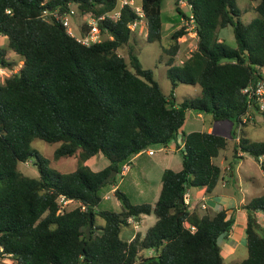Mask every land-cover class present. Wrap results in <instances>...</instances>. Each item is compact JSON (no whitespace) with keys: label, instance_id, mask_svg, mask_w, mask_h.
<instances>
[{"label":"trees","instance_id":"trees-1","mask_svg":"<svg viewBox=\"0 0 264 264\" xmlns=\"http://www.w3.org/2000/svg\"><path fill=\"white\" fill-rule=\"evenodd\" d=\"M117 1L0 0V33L7 38L6 46L0 45V65H12L8 50L22 59L20 67L0 81V245L14 258L0 264H264V222L259 230L255 218L256 211L264 213V192L243 205L247 254L231 263L224 260L218 242L233 230L230 207L211 214L200 212L197 203L190 207L179 200L190 187L209 192L221 179V165L213 158L227 146L223 134L184 133L181 168L165 170L154 203L132 202L117 186L120 209L98 208L101 187L116 184V174L102 182L110 170L118 173L134 154L174 140L187 109L209 113L215 121L232 120L233 139L239 123L245 122L243 116L260 113L264 122V113L249 107L242 91L264 65V0H253L257 16L248 22L241 19L237 0H187L195 46L176 62L178 38L186 30L180 26L171 31L170 43L163 47L168 53L165 72L174 85L198 84L200 93L178 102L172 92H163L133 46L127 60L118 52L133 37L129 23L138 15L125 4L118 17L98 18ZM139 1L146 40L161 42L162 0ZM71 4L80 15L97 18L99 41L81 43L60 20L41 16L44 7L63 13ZM175 8L185 14L177 0ZM228 25L234 45L220 38V30ZM88 28L83 22L81 34ZM36 137L58 141L54 157L75 155L77 166L67 172L50 167L49 159L31 145ZM232 149L236 157L243 156L239 151L254 157L264 171V139L253 140L241 131ZM98 152L108 164L93 170L84 161ZM29 159L37 166V176L17 166ZM60 194L71 199L62 212ZM149 213L155 220L143 234L136 232L129 240L120 236L130 217ZM96 216L103 223L97 224ZM146 248L153 253L141 254Z\"/></svg>","mask_w":264,"mask_h":264},{"label":"rangeland","instance_id":"rangeland-1","mask_svg":"<svg viewBox=\"0 0 264 264\" xmlns=\"http://www.w3.org/2000/svg\"><path fill=\"white\" fill-rule=\"evenodd\" d=\"M237 4L242 9L241 19L245 22H248L253 17L257 16V12L253 9V0H237ZM177 5L180 7V9H183L182 11L188 13L189 7L185 3H180L177 0ZM71 6L75 9L74 13L68 14L69 19V28L71 29L72 33L75 35H78L81 33L80 31V22L84 19L82 17L77 9L75 8L74 4H71ZM161 17L162 21L164 23V31L162 35L161 42L159 41H148L146 40V28L144 26V22L141 21L139 23L140 31L135 34V31L133 32V35L135 34L134 39H130L129 43L123 44L118 48V52L127 57V51L130 46H133V49L141 62V64L144 67L151 68L154 74V77L159 82V85L163 92L166 95H169L168 93L172 92V98L178 102L184 98L188 97H194L200 93V87L198 84H188L184 82H177L176 85H174L169 78L166 76V64L165 60L168 57V53L163 49V47L167 46L170 43V33L174 29L181 26V14L176 10L175 8V0H162L161 2ZM174 23L168 25V23ZM220 36H223L225 41L230 44L234 45V37L231 31L230 25L224 27L220 30ZM178 41L181 42V49L178 51V54L176 56V62L179 61V59H183L184 55L194 47L196 38L193 34L190 33H184L182 36L178 38ZM7 44V38H4L0 36V45L6 46ZM8 59L12 61V67L6 66V73H0V81L2 79L9 75L12 70H17L19 66L22 64V59L13 53H10L8 55ZM196 124L194 125L195 128L201 127V121L198 119L195 120ZM186 123V124H185ZM182 128L188 129L191 127L190 123L191 120L188 118L186 120ZM188 123V124H187ZM207 124H205L206 126ZM234 122L232 120L223 119L215 122V128L214 131L218 133H223L225 136H227V146L219 152V154L213 158V160L220 164L222 167L230 165L232 169L234 170L233 176L227 175L226 178L229 180L228 186H231L234 190L238 192V196L240 195L239 189L243 188L245 191V199L249 198L250 196L259 195L262 192H264V173L260 171V164L259 162L252 157L251 155L245 153L242 157H236L233 154V145H234V139L231 135V130L233 128ZM243 127V128H242ZM243 133L248 136L249 138L253 140H263L264 139V122L262 121V116L260 113H256V117L254 115L248 116L246 118L244 124L241 126ZM240 131V133H241ZM59 142H48L41 138H33L31 141V145L36 148L43 156L49 159V166L52 168H55L61 172H67L72 169H74L77 166V157L75 155L71 156H60L58 158L54 157V149L58 146ZM153 148H156V146H151ZM180 153V152H179ZM178 151L176 152L177 155H180ZM136 164L135 168V174L132 177L125 176L123 181L121 182L120 189L124 191L129 199L131 201L133 200H142L145 196H149L148 193H144L145 191V185L144 180L142 182V172L140 167H148L150 163V159L140 156L136 160H134ZM108 162V159L100 152L90 156L84 161V164L89 166L93 170L101 169L105 166V164ZM133 164V161H131L129 164ZM18 168L30 175V176H37L38 175V169L36 164H34L32 159L28 160V163L19 162ZM154 167H157L154 165ZM147 178L151 177L152 175L150 173H147L145 175ZM120 175L116 176V182L120 179ZM153 184V183H152ZM109 188V183L103 185L100 189V194H103V192L107 191ZM196 189L197 186L191 187ZM216 189H221V181L216 184ZM110 198L109 199H103L101 198V201L98 205V208H104V209H113L118 210L120 209V202L118 198L116 197L114 192L109 193ZM142 195V196H140ZM150 197H145V202L149 201ZM154 203V202H153ZM75 203H71L70 205H73ZM204 210V209H202ZM211 212V211H210ZM245 212V210H244ZM154 215V214H153ZM155 217V215H154ZM241 217V216H240ZM256 222L259 224V230H262L263 222H264V213L259 210V212L255 215ZM149 219V218H148ZM96 220H99L103 222V219L100 216H96ZM241 220V219H240ZM239 216L236 217V224L240 225ZM131 226L123 225L122 230H129ZM141 230H144V227H140ZM234 232H238L237 229H234ZM233 232V231H232ZM242 236L236 238L237 245L235 246L234 250L228 251V249L225 247L223 242H227L226 236L220 237L219 236V242L221 243V249L223 258L227 263H231L237 260H240L241 258L245 257L247 254V247L244 242L243 233ZM225 238V239H224ZM223 241V242H222ZM223 243V244H222ZM143 253L147 254L148 249H143Z\"/></svg>","mask_w":264,"mask_h":264},{"label":"crops","instance_id":"crops-1","mask_svg":"<svg viewBox=\"0 0 264 264\" xmlns=\"http://www.w3.org/2000/svg\"><path fill=\"white\" fill-rule=\"evenodd\" d=\"M83 21H84V19L80 22V25H79L80 28H81V25L83 24ZM170 24H171V22L168 23V25H170ZM172 24H174V23H172ZM135 30H136L135 34L138 33L140 31V26L138 25ZM135 34L133 35L132 39L135 38ZM0 36L6 38V35H4V34L0 33ZM220 38H223V36H220ZM180 49H181V47H180ZM10 53L15 54L13 51L8 50L6 53V56L8 57V55ZM15 55H17V54H15ZM7 66L9 68L10 67L13 68V65H7ZM188 118L191 120V123H190L191 127L188 129L181 128V130L178 132V134L174 140L168 142L166 145L156 146V148L149 147V148L141 150L140 152L131 156L128 162L130 163L131 161H133V164L132 163L129 164V167L127 168V170H125L123 172V174H121L120 171L118 173H116V176L117 175L121 176L120 179L116 182V184H114V183L109 184L108 190L103 192V194H101L102 198L103 199H109L110 197H105V195L107 193L114 192L115 187H117V186L120 187L121 182L123 181L125 176L132 177V176L136 175L135 174L136 173L135 172V168H136L135 166L137 163L134 160H136L140 156H144V157L150 159V163H151L148 167H140L141 172H142V177H143L142 182L144 180V185H145L144 193L145 192L148 193L149 196H145V197H150L149 201H151V203L155 202V200L157 199L159 190H160V186L162 183V176H163V173L165 172V170L167 168H171L174 170H178L181 168V155H177L176 152L178 151V153H179V149L183 146L184 133H187L191 130H207V131L215 132L214 128H215V122L216 121L212 119V117L209 113H204L202 111H197L194 109H187L185 122H186V120H188ZM196 119L201 121V127L200 128H195V126H194L196 124V121H195ZM205 124H207V125L205 126ZM220 134H223V133H220ZM223 135H225V134H223ZM149 150H152V152H149ZM239 153L241 155H245L244 152L239 151ZM107 164H108V162L105 164V166ZM154 165H156L157 167H154ZM221 168H222V173H223V175L220 179L222 188L216 189L214 187L211 191L207 192V191H205L204 187H197L196 189L190 187L187 190V192L189 194L188 195V202L190 203L189 204L190 207H192V205L197 203L198 210L200 212L208 211L211 214L214 213L216 210L220 209L221 207H230V212H233L235 215V222H234L233 230H232L233 232L230 231L227 235H221V236L227 237L226 240L229 243L223 242V241L222 242L224 243V245L228 249V251H232V250H234L235 246L238 243L236 238L239 239V237L242 236L241 235L242 233H243L244 242H245L244 228H245V219L247 216V209L245 207H243V205L246 202H248L253 197V195L250 196L249 198L245 199V197H246L245 191L243 188H240L239 189L240 195L238 196V192L236 190H234L231 186H228L229 180H228V178H226L227 175L233 176L234 170L232 169V167L230 165H227L224 167L221 166ZM260 171L264 173V171L261 167H260ZM147 173H150L152 176L147 178L145 176ZM192 187H194V186H192ZM109 196H110V194H109ZM140 196H142V195H140ZM145 197L142 198V200H139V201L133 200L132 202H145V200H146ZM185 202H187V201H185ZM202 203L205 204V208L201 207ZM202 209H204V210H202ZM244 210H245V212H244ZM258 212H259V210L256 211V214ZM237 216H239V220L241 219L240 220L241 226L235 225ZM154 220H155V217H154L153 213L142 214L138 218L130 217L127 221V224H125L128 226H131L130 229L129 230H125V229L122 230V227H123L122 226L121 230H120V236L124 239L129 240L134 236V234L136 232H140L141 234H143L145 232L146 228L149 225H151L154 222ZM96 223L100 224L103 222L96 220ZM141 226L144 227V230L140 229ZM234 229H237L238 232L237 233L234 232L235 231ZM218 242H219V240H218ZM219 244L221 245L220 242H219ZM146 249H148L147 254H144L143 250H141L140 253L143 255H150L153 253L152 249H150V248H146Z\"/></svg>","mask_w":264,"mask_h":264},{"label":"built area","instance_id":"built-area-1","mask_svg":"<svg viewBox=\"0 0 264 264\" xmlns=\"http://www.w3.org/2000/svg\"><path fill=\"white\" fill-rule=\"evenodd\" d=\"M178 1L183 4L186 3L189 7L188 13L183 11L185 14H181V26L185 27V30H186L185 33H190L195 36L196 30H195V22H194L193 14L191 11V4L188 3L187 0H178ZM125 4L130 5L136 11L138 15L136 18H134L132 22L129 23V27L135 30L137 26L139 25V23L143 21L144 26L146 28L145 14L142 10L141 3L139 0H118L116 6L112 10L102 13L101 15L98 16V18H103L105 16H109L112 18L118 17L120 13V8ZM74 11H75L74 8L70 7L68 11L59 13L58 8L44 7L42 9L41 16L46 19L53 17L55 19L60 20L65 26L66 31L69 34L73 35L81 43L90 44L92 42L99 41L101 39V35L97 27V18L89 13L82 14V17H84L83 22H86L89 25L88 30L84 34L80 33L78 35H75L72 33L71 29L69 28L68 14L74 13ZM181 61L182 59H179V62ZM5 69H6V66L0 65V73H6ZM259 73L260 75L255 80L249 82L246 86H244L242 88V91L246 93L248 97L247 99L248 106L255 107L259 112L264 113V65L260 67ZM247 113H248L247 115H250L249 112ZM242 120L245 121L246 116H243ZM241 126H242V123H239V125L237 126V134L234 136L235 140L239 139ZM149 152H152V150H149ZM24 163L27 164L28 160L24 161ZM128 167H129V162L123 163L120 169V173L123 174V172L127 170ZM188 195L189 194L187 191L183 195V199L187 202H188ZM105 197H109V193H107ZM57 201L59 205L58 212H62L64 207L67 205V203L71 201V199L65 197V195L63 194H60L57 198ZM201 207L205 208V204L202 203ZM13 261H14V258L12 256V253L6 252L3 249V247L0 245V262L11 263Z\"/></svg>","mask_w":264,"mask_h":264},{"label":"water","instance_id":"water-1","mask_svg":"<svg viewBox=\"0 0 264 264\" xmlns=\"http://www.w3.org/2000/svg\"><path fill=\"white\" fill-rule=\"evenodd\" d=\"M115 174H116V171L114 169H111L110 172L104 177L102 182L109 180L112 176H115ZM179 200H180V202H183V197H180ZM91 223H92V220L89 219L88 224L85 226V229H84L86 234H89V228H90Z\"/></svg>","mask_w":264,"mask_h":264}]
</instances>
